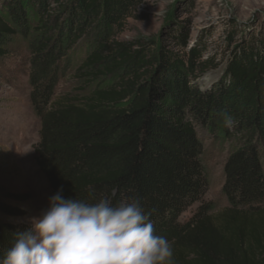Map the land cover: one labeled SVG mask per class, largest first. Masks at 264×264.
<instances>
[{"label":"trees","instance_id":"obj_1","mask_svg":"<svg viewBox=\"0 0 264 264\" xmlns=\"http://www.w3.org/2000/svg\"><path fill=\"white\" fill-rule=\"evenodd\" d=\"M143 2L0 0V64L14 41L27 42L41 124L36 165L52 196L63 188L65 198L90 202L139 199L155 233L171 242L174 264H264V34L233 31L223 74L204 87L200 80L221 64L200 40L188 45L187 30L172 37L180 53L114 39ZM66 77L81 87L59 95ZM208 138L229 145L221 212L204 203ZM24 214L0 198V215ZM28 227L0 223V258Z\"/></svg>","mask_w":264,"mask_h":264},{"label":"rangeland","instance_id":"obj_2","mask_svg":"<svg viewBox=\"0 0 264 264\" xmlns=\"http://www.w3.org/2000/svg\"><path fill=\"white\" fill-rule=\"evenodd\" d=\"M238 28L241 36L252 32L264 34V0H144L133 17L115 33L114 39L126 44L154 43L157 48L180 53L183 46H177L172 37L187 30L190 37L187 44L192 46L195 40H200L206 45V58L221 64L200 80L206 87L223 74L229 56L227 37ZM26 49L27 42L17 39L10 57L0 64V198L25 213L23 217L11 220L0 215V223L30 226L29 219L39 216L48 207L52 191L35 162L41 124L30 100V65ZM82 54H75L74 61ZM80 87L74 77H66L60 82L57 93L66 95ZM90 91L92 88L87 93ZM205 144V162L211 182L204 203H214L217 212H221L228 206L222 190L229 145L214 143L212 138ZM199 206L195 204L186 211L180 223H188Z\"/></svg>","mask_w":264,"mask_h":264},{"label":"clouds","instance_id":"obj_3","mask_svg":"<svg viewBox=\"0 0 264 264\" xmlns=\"http://www.w3.org/2000/svg\"><path fill=\"white\" fill-rule=\"evenodd\" d=\"M221 115L231 123L227 112ZM29 224L14 234L0 264H174L171 242L155 233L132 196L90 202L65 198L61 188Z\"/></svg>","mask_w":264,"mask_h":264}]
</instances>
